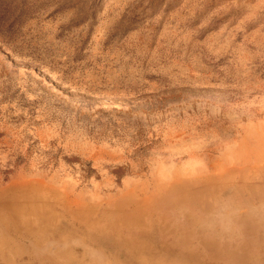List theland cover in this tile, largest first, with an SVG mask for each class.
<instances>
[{
	"label": "rangeland",
	"instance_id": "374dc122",
	"mask_svg": "<svg viewBox=\"0 0 264 264\" xmlns=\"http://www.w3.org/2000/svg\"><path fill=\"white\" fill-rule=\"evenodd\" d=\"M262 172L264 0H0V264H264Z\"/></svg>",
	"mask_w": 264,
	"mask_h": 264
},
{
	"label": "bare ground",
	"instance_id": "6f19581e",
	"mask_svg": "<svg viewBox=\"0 0 264 264\" xmlns=\"http://www.w3.org/2000/svg\"><path fill=\"white\" fill-rule=\"evenodd\" d=\"M263 173V172H262ZM263 175H264V173H263ZM220 175H214V176H212V175H210L208 178H202V179H196V180H184V181H178V182H175V183H173L172 185H171V187H170V190H173V191H176L177 193H179L178 195L179 196H181V198H184V199H186L188 202H194L195 203V200L197 199V198H200L201 196H203V194H204V192L206 191V189H208V191H215L216 190V188H217V184L215 185V183H218V182H220V180H221V178L219 177ZM241 177H243V176H241ZM252 177V176H251ZM257 177V176H256ZM245 179V178H244ZM247 180V179H246ZM214 185V186H213ZM213 186V187H212ZM241 186V185H240ZM165 189V188H164ZM222 190V189H221ZM170 192V191H169ZM21 193H22V191H20V190H16L15 192H14V198H13V200H11V201H7V200H4L2 197H0V208L1 207H7L8 208V212H9V214H7V216L5 217V219H6V221L7 222H13V221H15L13 218H12V215L13 214H17V215H19V216H21L22 214H24V213H26L25 212V210H26V208H21V207H19L18 205H17V202H16V200H17V198L21 195ZM171 193V192H170ZM221 193V192H220ZM38 195V193L36 192V191H31V199L32 200H34L35 199V197ZM252 198V197H251ZM168 199V198H167ZM177 199V198H176ZM173 200H174V198H173ZM172 200V201H173ZM166 202H168V201H166ZM165 202V203H166ZM171 202V201H170ZM176 202V201H175ZM177 203H178V200H177ZM168 204H170V203H168ZM174 204H176V203H174ZM179 204V203H178ZM180 205V204H179ZM136 206L137 207H141L140 206V204L139 203H137L136 204ZM198 206H200L201 207V205H198ZM96 207H98V206H96ZM95 208V207H94ZM202 208V207H201ZM106 209V208H105ZM137 209H140V208H137ZM93 210V209H92ZM89 211H91V209L90 210H86V211H83L84 213L83 214H86V213H89ZM205 211V210H204ZM115 211H112V210H110L109 209V211H108V213H106V217H110V215L112 216L113 214H111V213H114ZM110 214V215H109ZM115 216V215H114ZM123 216V215H122ZM21 217H23V216H21ZM123 218H125V219H130L131 220V216H126V217H124L123 216ZM122 218V219H123ZM98 221V220H97ZM132 221V220H131ZM0 222H3V220L2 219H0ZM16 223V222H15ZM0 225H1V223H0ZM53 234L54 233H58V228H55L54 230L53 229H51L50 230ZM258 231H260V230H258ZM235 234V233H234ZM254 234V233H253ZM2 234H0V236H1ZM123 235H124V233H123ZM209 235V234H208ZM23 235H21V237H22ZM254 236V235H253ZM261 236V235H260ZM132 237H134V236H130V235H125V237H122L121 238V243H119L118 244V246L120 247V250H119V248L118 247H116L117 245H116V242H111V247H113V249L114 250H116L117 252H119V253H123V252H126V254H130V253H134L133 251H137L138 252V250H137V248H136V246L134 245V246H132V245H130L129 244V239H131ZM120 237H118V239H119ZM205 239V241H207V239L208 238H204ZM263 239V238H262ZM204 241V242H205ZM264 241V240H263ZM203 242V243H204ZM47 243V242H46ZM245 243V242H244ZM249 243V242H248ZM116 245V246H115ZM236 245V244H235ZM118 248V249H117ZM199 248V247H198ZM40 248H34L33 250H31V249H28V248H22V249H20V250H15V251H13L14 250V248H13V246H12V248H8V252L9 253H11V256L12 257H15V256H21V258L23 257V258H25V257H28L29 255L31 256H35V257H38V259L39 260H41V262L43 261V262H45V261H53L55 258V256H47V255H45L46 254V252H47V249L42 253L40 250H39ZM140 249L141 248H139V251H140ZM216 249V248H215ZM49 251H51V250H49ZM257 251V250H256ZM53 251H51V253H52ZM178 253V252H177ZM212 254V253H211ZM240 255V254H239ZM217 256H221V254H218ZM246 256V255H245ZM248 256V255H247ZM34 257V258H35ZM228 260H230L229 258H230V254L228 253L226 256H225ZM253 257V256H252ZM257 258H258V256H257Z\"/></svg>",
	"mask_w": 264,
	"mask_h": 264
}]
</instances>
